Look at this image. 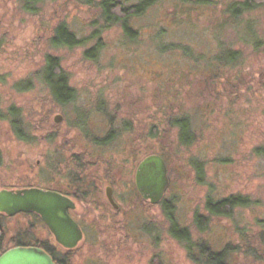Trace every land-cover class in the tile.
<instances>
[{
	"label": "rangeland",
	"instance_id": "374dc122",
	"mask_svg": "<svg viewBox=\"0 0 264 264\" xmlns=\"http://www.w3.org/2000/svg\"><path fill=\"white\" fill-rule=\"evenodd\" d=\"M100 1L48 0L26 12L21 0H0V113L5 116L0 118V189L53 183L72 154L83 162L89 158V173L95 179L100 174L103 183L109 166L120 209H108L104 189L99 196L93 192L94 204H78L85 238L72 253V264H151L155 256L164 264H190L183 246L166 234L159 206L150 207L130 189L126 175L140 151L164 158L165 198L173 201L175 219L192 241L202 239L216 249L237 243L241 229L250 236L264 231L257 226L264 220V0L237 19L226 12L242 0H153L128 21L134 41L124 37L119 24L105 26ZM114 1L125 8L138 2ZM62 22L80 45H51ZM96 44L95 61L88 60L85 53ZM169 44L180 51L187 47L191 57L177 49L162 51ZM224 50L235 52L237 61L208 65L206 60ZM47 55L58 58L68 75L75 105L56 108L48 98L41 81ZM12 107L36 129L26 131L33 140L16 138L6 117ZM181 113L194 124L195 142L188 147L178 146L167 123ZM57 116L61 121L55 124ZM124 121L129 133L122 135ZM110 130L119 135L114 143L97 149L90 144L92 136L102 138ZM232 195L255 204L211 221L198 235L193 218L204 214L205 197ZM144 224L154 230L148 226L143 232ZM257 248L263 253L264 245Z\"/></svg>",
	"mask_w": 264,
	"mask_h": 264
},
{
	"label": "trees",
	"instance_id": "16d2710c",
	"mask_svg": "<svg viewBox=\"0 0 264 264\" xmlns=\"http://www.w3.org/2000/svg\"><path fill=\"white\" fill-rule=\"evenodd\" d=\"M45 1L48 0H21V3L26 12H31L34 10L36 5ZM78 1H84L86 4L88 3V0ZM255 1L256 0H242V2L234 5L226 13L230 15L232 19L240 18V16L244 13L251 11L253 3L255 5ZM153 3V0H139L136 6L123 9L114 0H102L97 4V6H99L106 27L112 25L113 23H117L120 25L124 37L129 41H134L137 37L136 32L129 26L128 21L133 17H140L146 8ZM50 42L54 48H72L80 45L82 41L77 40L74 34L66 27L65 23L62 22L54 28L53 36ZM98 48L99 45L96 44L91 49L86 51L85 56H87L88 60L95 61L94 53L98 51ZM161 49L162 51H175V49L180 51L177 45L171 44L161 47ZM182 49L183 50L180 52H182L183 56L190 58L192 54H190L189 49L187 47H183ZM221 52L222 53L218 52L216 55L214 54L211 60H206L208 65L216 67L221 63V66H230L238 59V55L235 52L229 50ZM41 81L48 93H46L48 98L56 108L63 109L67 106L75 105L77 93L70 86L68 75L62 70L58 58L51 55H47L45 57L44 65L41 70ZM6 117L10 127L19 141L26 142L34 139L31 138L26 131H35L36 129H34V127L32 128V126L29 129V126L24 121L19 109L13 107L9 108L6 112ZM0 118H5V116L0 113ZM128 123L129 122L127 121L122 122V135L129 133ZM167 123L169 127H172L176 134L178 146L188 147L195 142L194 124L187 114L181 113V115H174L169 118ZM160 133L161 131H159V134ZM118 137V134H112V131L110 130L102 138L92 136L90 144L95 148H104L114 143ZM193 161L194 160H192L191 163H193ZM81 164L82 162L80 160H76L74 169L78 172V174L81 172ZM200 168V165L196 164V170H198L197 175L201 173ZM254 204V201L242 195H232L227 198L218 199L205 197L203 204L204 214L200 215L196 213L193 218L195 230L198 235L204 234L207 232L208 225L211 221L215 219H229L235 210L249 209ZM158 206L165 222L167 223L166 234L176 243L183 246L186 259L190 264H240V260L245 262L248 261V263H250L251 260L252 263L250 264H258L261 262L260 260L264 261V248L262 249L263 253L261 254H259L260 248H257L258 246L260 247L261 245H264V231L260 230V227H258L260 230L258 234L255 233L253 236H250L246 229H241L238 233V244L229 242L223 244L220 248L215 249L202 239L195 241L191 240V235L187 228L180 226L175 219V206L171 199L168 200L164 196ZM259 224L264 226V220H258L257 226H260ZM147 228L154 230L151 225L144 224L142 231L147 232ZM151 264L164 263L161 258L155 256V258L151 261Z\"/></svg>",
	"mask_w": 264,
	"mask_h": 264
},
{
	"label": "flooded vegetation",
	"instance_id": "af4514ba",
	"mask_svg": "<svg viewBox=\"0 0 264 264\" xmlns=\"http://www.w3.org/2000/svg\"><path fill=\"white\" fill-rule=\"evenodd\" d=\"M138 2L135 3L134 6H136ZM122 8L126 9L123 6ZM150 155H155V154L148 152L142 153V151H140V153L136 155L137 157V159L135 160L136 162L132 163L133 170L130 169V171H128V175H126L127 180L131 185L130 189H135V190L137 189L135 185V174L137 167L145 157ZM156 155L160 156L163 159L166 166V175L168 179V170H167L166 162L161 155L159 154ZM70 157L71 158H69V161L67 162L64 161L63 164L59 163V165L60 164L61 165L58 167V171L55 173L53 183H51L52 182L51 181L48 183L49 185L46 184V185H37V186L2 188L0 189V192L7 191V192L16 193L23 190L39 189L43 191L54 192L68 198L74 204V209L68 210V215L78 225L82 233V240L79 242L80 244L81 242L84 241L85 230L83 229V226L80 222V220L83 219V214L78 216L79 212H80L79 214L82 213L80 211L81 208L78 207V204H85V205L94 204L91 200L93 199V192H96V194L99 196L100 189H104L103 201L108 207V209L112 210L113 213H117L120 207L118 205L117 198L113 190L116 189V187L114 186V183L112 182V180L109 178L108 175L109 166L105 167L106 179H105V183H103L100 181L101 178L100 174H98L99 178L95 179L92 176V173H89L90 167H93L92 166L93 164L91 163V160L89 158L84 162L81 161L82 164L80 166L81 168L80 174L81 173L82 174L79 175L78 172L74 169L76 162L74 158V154H72ZM1 164H2V156H1ZM61 167H63V170L61 169ZM85 170L87 171V173H85ZM97 182H100V186L96 185ZM168 185H169V180H168ZM167 189L165 191V194L167 192ZM108 193L113 204L110 203L109 198L107 197ZM145 202L146 201H144V203ZM159 204L157 205L149 204V205L158 206ZM85 210L86 212L87 211L89 212V215L91 214V211H89V209L88 210L85 209ZM78 245L72 250H67L62 248L56 242L54 236L49 231V229L47 228L46 224L41 219V217L35 213L17 212L12 215H7L6 213L0 212V258L7 252L17 248L37 249L42 251L44 254H46L51 259L53 264H72V253H74Z\"/></svg>",
	"mask_w": 264,
	"mask_h": 264
},
{
	"label": "water",
	"instance_id": "95a60500",
	"mask_svg": "<svg viewBox=\"0 0 264 264\" xmlns=\"http://www.w3.org/2000/svg\"><path fill=\"white\" fill-rule=\"evenodd\" d=\"M61 117L54 118L58 124ZM136 190L143 201L150 205L159 204L168 187L166 166L158 155L145 157L135 174ZM111 204L112 200L108 196ZM74 204L68 198L50 191L39 189L23 190L16 193L0 192V212L12 215L17 212L35 213L41 217L56 242L64 249L72 250L82 240L78 225L69 217L68 210ZM0 264H53L51 259L37 249H13L0 258Z\"/></svg>",
	"mask_w": 264,
	"mask_h": 264
}]
</instances>
